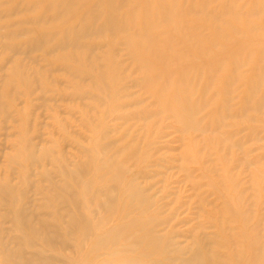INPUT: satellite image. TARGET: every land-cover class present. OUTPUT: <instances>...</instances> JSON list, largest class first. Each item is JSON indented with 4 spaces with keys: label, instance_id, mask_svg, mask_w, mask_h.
<instances>
[{
    "label": "rangeland",
    "instance_id": "obj_1",
    "mask_svg": "<svg viewBox=\"0 0 264 264\" xmlns=\"http://www.w3.org/2000/svg\"><path fill=\"white\" fill-rule=\"evenodd\" d=\"M49 1L0 0V184H5L9 188V192L6 194L0 192V231L3 232V234L0 232V248H12V245H9V242L4 238L6 228L14 227L13 224L15 223V220L10 217H2L4 212L29 206L27 205L29 203L32 208L34 207L42 213L54 215L56 206L49 195L56 190L55 184L61 183L62 180L69 189L80 192L83 191L85 182L93 176L91 173L81 176L75 175V182L69 175H62L59 170L65 168L71 172L76 161L85 159L91 160L90 163L93 162L91 165H96L102 161L101 157L105 152L111 153V151L117 150V161L122 163L126 169H130V172L139 171V162H143L144 158L145 160L160 159L158 160L161 164L160 167L142 168L150 176L143 181L149 186L153 184L152 193L156 194L158 203L165 204L160 217L161 219L166 218L169 220L168 223L172 225L169 231L173 233L172 241L174 243L189 250L192 246L189 231L200 223L201 228L196 230V232L199 231V235H218L223 245L220 248H215L211 243L208 244L209 248L224 257H230L232 238L230 239L229 235H223L221 231L218 230V232L213 227L208 228L210 224L214 223V217L218 215L211 212L212 205L210 203L213 206L215 204L216 210H221L226 204L236 214V223L226 224L228 232L231 229L232 232L229 233L233 235L234 232L240 233L239 230H241L246 237H251L255 231L260 238L264 255V106L256 110L250 109L243 115L238 111L239 101L242 102L247 87H250L252 80L256 81L257 76L261 73L264 56L255 51L246 57L247 65L241 69L247 75L242 80L245 86L241 84V81H237L232 86L229 84L227 90L225 87L229 82L224 81L226 74L216 71L212 73V79L209 80L207 67H202V74L197 80L198 84L192 88L194 91L193 101H209V105L195 115L197 120L202 119L199 125L206 130L200 134L194 129H188L177 123L174 118H167V114H157L158 107L153 104L154 99L149 98L148 94H144V91L139 89L138 84L137 87L128 88L125 91L129 97L113 100L114 91H107L105 87L110 82L109 75L112 71L116 68L129 69V72L125 71L123 75L124 80L118 81L120 86L132 80L140 83L145 76L141 73L129 74L133 73L130 70L133 71L134 67L129 66L130 63L127 61L128 57L124 50V39L119 35L102 34L84 40V43L98 48L92 57H89L88 52L84 50L75 51L70 48L54 51L49 55L41 50L28 51L27 46L29 44L27 41L34 38L36 34L49 31L59 32L60 29L74 24L77 20L75 16H72L63 24L54 23L39 27H32L27 23L21 26L22 30L28 31L27 33L15 36L11 34V30L14 28L12 26L18 21H23V19H33L38 16L41 13L40 4ZM94 1L96 0H89V3ZM114 1L115 3L119 2V0ZM180 1L183 5H192L194 9H199L202 2L210 0ZM211 1L213 2L206 6L207 12L214 9L225 10L233 4L240 7L239 11L244 14H249L257 1L260 4L261 2L264 3V0ZM151 2L152 12L161 14V10L157 6L161 1L152 0ZM146 7L144 0H130L126 6L117 10V16L126 20L133 18L134 23H137L136 28L139 29V23L144 17ZM100 10L102 17L109 12L106 6L101 7ZM133 11L132 15L131 12ZM188 18V23L191 25L203 24L206 35H212L215 29L228 32V41L214 34V39L221 43L225 49L223 53H228V49L231 50L233 46L230 44L231 42H234V45L255 47L258 50L264 49V16L260 14L252 13L249 16V20L257 26L256 32L253 33L249 32L244 21L226 23L227 25L221 23V26L214 23L213 26L210 21L205 20L203 22L200 20V18L202 19L201 16L197 19ZM229 25H233L238 33L232 31ZM228 34L231 36L229 37ZM181 38L176 36L178 41L186 40L185 37ZM143 48L146 46L137 48V51ZM165 54H168L167 51ZM214 58H216L215 55L207 57V59ZM99 59H102L101 62L104 64L102 68L99 67ZM178 62L182 63L181 60ZM229 66L233 67L232 64ZM174 68L175 65L171 67V69ZM101 70L106 73L104 80H99L98 75ZM158 70L162 71L164 68L159 67ZM74 71H80L90 80V83H83L80 85V89H76V79L72 77ZM175 79L176 77L170 83L169 93L178 90L181 98L184 97L193 102L185 93L186 88H176L178 84ZM257 84L256 98H259L264 95V78ZM230 88H235L232 97L227 95L231 91ZM77 96H81V99H76ZM88 96L89 98H87ZM227 97L230 110L227 115L222 117L219 111L222 110L224 99ZM139 101L142 103L138 104ZM167 102L166 104L172 106L171 102ZM122 104H131V106L121 110L114 109ZM154 112L156 114H153ZM120 115L125 118L116 120L115 123L120 128L119 131L111 135V139H119V141L101 154L103 144L101 138L98 142L94 140L98 138L96 133L100 126H103V117H106L104 119L105 125L110 126L113 123L111 119ZM96 125L98 129H96ZM178 127H184L182 130L185 132L182 131V133L177 130ZM227 138L228 141L225 140ZM28 140L32 141L35 146L34 163L29 160L26 161L29 155L28 151L18 143ZM123 146H127L126 151ZM97 149L100 153L96 151ZM16 150L18 151L17 159L15 162L9 163V155L14 154ZM143 155L146 156L142 158ZM180 156L184 158L182 159ZM95 159H97L96 162ZM103 159L107 158L103 157ZM116 159H113V162L119 167ZM190 159H193V162L192 160L190 162ZM180 162L185 164L183 166L191 168L188 169L189 176L186 175L188 174L186 167H183L185 172L182 170L183 168H177ZM195 167L199 170H195ZM92 168L91 166L90 169ZM200 171H202V175ZM190 173L195 175L192 177ZM198 178L201 182L196 181L199 180ZM26 180L31 185L28 186L24 198L22 191L26 186ZM192 181H196V184ZM207 181H209L208 184ZM210 184H215L214 186L217 187ZM190 185L192 186L190 187ZM194 185L196 188L201 186V189L193 190ZM99 186L100 183L94 180L90 184V190ZM225 187L227 188L225 189ZM194 194H200L199 197L202 200H200V206L203 209L200 210L201 214L197 212L198 198ZM77 195L79 203L82 205L83 197L81 196L83 195ZM80 211L86 213L83 207H80ZM243 216L246 222L241 225ZM183 220L187 222L183 223ZM239 223L240 225H238ZM176 233L179 234L177 237ZM64 240L71 248L69 251H64L63 256L79 257L81 253H77L76 256L73 255L77 246L76 241L69 237H65ZM23 248L28 251L41 249L38 245L24 246ZM44 250L52 255L60 254L49 248H44ZM0 257H3L1 252ZM155 257H163V255L158 250Z\"/></svg>",
    "mask_w": 264,
    "mask_h": 264
},
{
    "label": "bare ground",
    "instance_id": "obj_2",
    "mask_svg": "<svg viewBox=\"0 0 264 264\" xmlns=\"http://www.w3.org/2000/svg\"><path fill=\"white\" fill-rule=\"evenodd\" d=\"M129 1L119 0V2L115 3L114 0H96L89 3V0H50L48 3L44 2L40 4L41 13L35 18H26L23 21H18L14 26L11 25L14 27L11 30V34L15 36L27 33L28 31L25 32V30L21 29V26L27 23L32 27L47 26L54 23L63 24L68 18L75 16L77 20L74 24L60 29L59 32H40L34 38H30L27 41V44H29L27 49L28 51L41 50L49 55L54 51L70 48L75 51L84 50L88 52L89 57L94 56L98 48L84 43V40L102 34L121 36L124 39V50L128 57L127 61L130 63L129 66L134 67L133 71L130 70L133 73L129 74L137 75L141 73L145 76L140 83L132 80L120 86V82L118 83V81L124 80L123 75L129 69L123 70L122 68H116L109 75V84L105 85L107 91H114L113 100L129 97V94L125 93V91L128 88H135L139 85V89L144 91V94L146 93L149 98L154 99L153 104L158 107L157 114H167V118H174L177 123L202 134L206 131L199 125L202 119L197 120L195 115L204 107H207L209 101L197 102L192 99L194 93L192 88L198 84L197 80L202 74V67H207L209 80L212 79V73L216 71L226 74L224 81L229 82H227L228 84L226 83L225 89L227 90L229 84L232 86L237 81H241V84L244 85L242 80L247 75L241 69L247 65L246 57H249L255 51L264 56V49L258 50L255 47L234 45L235 43L231 42L230 44L233 45L231 50L229 51L228 49V53H223L225 49H223L224 47H222L221 43L214 39V34L228 41V32H223L218 27V30H216L213 27L215 32L212 35H206L204 33V25H191L188 23V17L197 19L201 16L202 19L200 18V20L203 22L205 20L210 21L213 23V26L214 23L221 26V23L226 24L244 21L249 32L253 33L256 32L257 26L253 25L249 20V16L252 13L264 16V3L261 2L260 4L257 1L251 8L249 14H244L239 11L240 7L233 4L225 10L214 9L207 12L206 6L213 2L211 0L202 2L199 9H194L192 5H183L180 0H157L161 1V3L157 4L161 10V14H155L151 9L152 0H144L147 7L144 10V17L139 23L140 28L137 29V23H134L133 18L126 20L117 16V10L120 7L126 6ZM30 5H33V3H30ZM103 6H106L109 12L106 16L102 17V11L100 9ZM133 13L134 11L131 12L132 15ZM229 27L232 31L238 33L233 25H229ZM176 36H179V38L185 37L186 40L178 41L176 40ZM143 46H146V48L137 51V48ZM156 47L162 49H157ZM163 47L165 48L163 49ZM165 49L169 55L165 54ZM212 55H215L216 58L207 59L208 56ZM101 60L99 63L100 68L104 67ZM180 60L182 61L181 64L178 62ZM193 60H196V62H193ZM119 63L121 64L122 62ZM230 64L233 67L229 66ZM174 65L175 68L171 69ZM159 67L164 68V70H158ZM98 76L99 80H104L106 73L101 70ZM173 76L176 77L175 80L178 84V87L176 85L175 87L177 89L186 88L185 93H187L188 98H191L193 102L184 97L181 98L180 91L178 92L177 89V91L169 93L170 83L174 78ZM72 77L76 79V89H80V85L83 83H90V80L80 71H74ZM263 78L264 60L262 61L261 73L257 76V80L250 81V87H247L244 98L243 100L241 99L242 102L239 101L238 111L240 114L243 115L250 109L256 110L264 106V95L256 98L258 91L257 83L262 81ZM234 93L235 88L231 89L227 95L231 96ZM228 97L224 99L222 110L219 111L222 117L225 114L227 115V112L230 110ZM76 99H81V96H77ZM164 101L171 102L172 106L171 104H166V102L164 103ZM141 103L140 101L138 102V104ZM174 104L176 105L175 107ZM128 106H131V104H122L114 109H126ZM156 113L154 112L153 114ZM103 118L105 119L106 117ZM123 118L125 117L122 115L113 117L111 119L113 123L110 126L105 125L106 122L104 119L103 126H100L101 122L100 125L98 124L100 126L99 131H96L98 138H95L94 141L98 142L101 138V143H103L101 146V154L108 147L114 146L119 141V139H111V135L119 131L120 127L118 128L117 123H115L116 120ZM128 119L130 118L128 117ZM183 128L177 130L185 132L182 130ZM96 129H98L97 125ZM188 132L187 134H190ZM225 140L228 141V138ZM18 143L28 151L29 155L26 161L29 160L31 163H34L35 158H33V155L35 146L33 142L28 140L22 143L19 141ZM126 147L123 146L124 150ZM96 151L99 152L98 149ZM80 153L85 155L82 152ZM117 153V150L111 151V153L105 152L103 157L107 159L101 157L102 161L96 165H91L93 162L90 163L91 160L89 159L76 161L71 172L65 168H61L59 172L65 176L69 175L75 182V175L81 176L91 173L93 176L85 182V187L80 192L69 189L62 180L61 183H56V190L52 191L49 195L51 201L56 206V213L54 215L42 213L40 210L34 207L32 208L29 203H27L29 206L4 212L2 217H10L15 220V223L13 224L14 227L6 228L5 230L6 236L3 238L9 242V245H12V248H0V252L3 255V257H0V264H264L260 238L255 231L251 237H246L241 230H239L240 233L234 232L233 235L230 234L232 232L231 229L229 230L230 233L228 232L227 225L229 223L232 224V222L236 223V214L224 201L225 206L221 210L217 207L218 210H216L214 208L215 204L213 206L210 203L213 206L211 208L209 207L212 210L211 212L218 215L214 217V223L212 225L209 223L208 228L213 227L217 231H221L223 235H229L230 239L232 238V253L230 257H224L212 251V248V250L209 248L208 244L211 243L215 248H220L223 245L218 235H199V231L196 232V230L201 228L200 223L189 231V238L192 241V246L189 250L174 243L172 241L173 233L169 231L172 225L168 223L169 220L166 218L161 219L160 217L165 204L158 203L156 194L152 193L153 184L149 186V184L146 185L145 181H143L150 176L142 168L145 169L148 166L160 167L161 164L158 162L160 159L145 160L144 156L146 155H143V162H139L140 170L130 172V169H126L122 163L117 161ZM17 156L18 151L16 150L14 154L9 155L8 162H15ZM190 156L193 157L194 155ZM86 157L89 158L88 155ZM181 158L183 159L184 157ZM113 159H116L119 167L114 164ZM194 159L196 160L195 157ZM191 160L193 162V159H190V162ZM180 163L177 168L182 169L186 167L183 166L185 164L181 163V166ZM91 166L93 167L92 169H90ZM189 168L186 167V173H188ZM184 169L182 170L185 172L186 170ZM195 170L199 169L195 167ZM200 172L202 175V171ZM186 175L189 176V173ZM194 175L191 174L192 177ZM204 176L206 175L204 174ZM199 177L203 178L201 176ZM195 178L197 177L195 176ZM200 178L196 181L201 182ZM94 180L100 183V186L94 190H90V184ZM195 182L194 184H196ZM208 183L209 181H207ZM30 185L28 181L25 188H23L22 196L24 198ZM210 185L214 186L215 184ZM236 186L238 185L236 184ZM200 187L196 188V185H194L192 188L193 190H200ZM0 192L2 194L8 193L9 188L7 185L0 184ZM77 194L83 195L81 196L83 197L82 205L79 203ZM199 195H197L198 202L196 201L197 212L201 214L200 210L203 209L200 206L201 198ZM80 207H83L86 213H81ZM186 222V220H183V223ZM245 222L246 220L243 216L241 218V225ZM0 232L3 234L2 230ZM178 235L176 233V237ZM65 237L73 238L76 241L77 246L76 250L73 251V255L76 256L77 253H81L79 257L63 256V252L69 251L71 248L66 240H64ZM36 245L40 246L41 249L28 251L23 248L24 246L32 247ZM44 248L52 249L60 254L52 255L46 253ZM158 250L163 257H155Z\"/></svg>",
    "mask_w": 264,
    "mask_h": 264
}]
</instances>
